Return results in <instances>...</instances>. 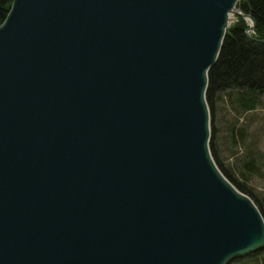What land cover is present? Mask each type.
<instances>
[{"label":"water","instance_id":"95a60500","mask_svg":"<svg viewBox=\"0 0 264 264\" xmlns=\"http://www.w3.org/2000/svg\"><path fill=\"white\" fill-rule=\"evenodd\" d=\"M240 1H12L0 264H227L264 247L210 151L208 71L235 16L255 30Z\"/></svg>","mask_w":264,"mask_h":264},{"label":"trees","instance_id":"16d2710c","mask_svg":"<svg viewBox=\"0 0 264 264\" xmlns=\"http://www.w3.org/2000/svg\"><path fill=\"white\" fill-rule=\"evenodd\" d=\"M13 0H0V24L4 21ZM237 6L255 21L252 38L246 34L248 21L238 17L225 34L219 56L208 71L206 101L213 115L214 107L222 94L236 92L240 95L239 105L244 110H254L264 95V0H241ZM210 151L222 174L242 193L248 195L257 206L264 219V211L257 197L244 185L235 180L222 166L214 147L216 127L211 124ZM244 169L257 172L253 159L244 162ZM264 255V247L249 254L248 257Z\"/></svg>","mask_w":264,"mask_h":264},{"label":"rangeland","instance_id":"374dc122","mask_svg":"<svg viewBox=\"0 0 264 264\" xmlns=\"http://www.w3.org/2000/svg\"><path fill=\"white\" fill-rule=\"evenodd\" d=\"M239 98L236 92L218 98L210 118L216 127L214 147L222 166L257 197L264 211V95L248 111L239 105ZM248 159L255 161L257 172L243 168ZM227 264H264V255H247Z\"/></svg>","mask_w":264,"mask_h":264}]
</instances>
